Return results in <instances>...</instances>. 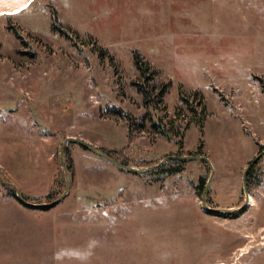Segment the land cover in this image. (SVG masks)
I'll list each match as a JSON object with an SVG mask.
<instances>
[{
  "label": "rangeland",
  "instance_id": "1",
  "mask_svg": "<svg viewBox=\"0 0 264 264\" xmlns=\"http://www.w3.org/2000/svg\"><path fill=\"white\" fill-rule=\"evenodd\" d=\"M51 8L72 39L51 30ZM67 137L138 169L204 155L207 206L235 211L204 210L202 160L155 179L74 142L66 197L24 204L15 190L30 204L65 191ZM263 150L264 0H41L0 18V264H264V154L241 207Z\"/></svg>",
  "mask_w": 264,
  "mask_h": 264
},
{
  "label": "trees",
  "instance_id": "2",
  "mask_svg": "<svg viewBox=\"0 0 264 264\" xmlns=\"http://www.w3.org/2000/svg\"><path fill=\"white\" fill-rule=\"evenodd\" d=\"M51 11V30L53 32H59L61 35L64 34V36L68 39H72L73 36H71L68 31L66 29H64L63 27H61L59 24H58V20H57V17H56V14L54 12V10L51 8L50 9ZM9 25H7V28L13 32V34L16 36L17 39H21L22 40V37L20 36L19 34V29L17 28H14L13 24L12 23H8ZM99 49V56L102 57L104 51L103 50H100ZM133 64L136 68V70L139 72L140 76L145 78L144 80H149V78H151V76H147V73H149V68H148V65L144 62L141 61L140 57L137 55V53H134L133 54ZM153 73V72H151ZM135 86H137V89L139 91V93L142 94L143 96V100L145 102V104H148L152 99L150 98V92H148V90L142 88L140 85L138 86L137 84L133 83ZM166 86L165 85H162L160 87V90L158 91V94L155 98V101H157V99H161L163 98L162 96L164 95V93H166ZM197 93H193V99H196L198 100V105L201 107V112H205V107L204 105L202 104L201 100H200V97L197 98ZM181 97V96H179ZM182 98V97H181ZM127 117H128V120H129V123H128V126H129V132L132 134V132L135 130V122H134V119L132 117V115L130 114H126ZM178 147L181 149V143L178 142ZM82 146V145H81ZM84 149L85 147L82 146ZM64 149V148H63ZM107 155H109L110 157H113L114 159L118 160L119 162L123 163V164H126L125 160L122 158V156L119 155V152H116V151H111V150H105L104 148H101ZM198 150L200 152L201 150V145L198 147ZM115 152V153H114ZM185 161H181V160H174L172 163L173 165L172 166H168L166 168V166H161L155 170H152L150 172H147V173H143L141 175H147V176H152V177H156L155 179H157V176L158 175H161L162 177L163 176H166V175H173V174H178V175H183L185 174L184 172V168H183V164H184ZM67 171H71L72 170V163L71 161L69 160L68 161V164L65 165ZM254 167L255 166H252L248 169V171L246 172V185H247V189L248 191H250L251 188L257 186L259 183H260V178H258V174L254 172ZM69 171V172H70ZM9 188V187H8ZM195 188L197 190L198 193H202L203 189H204V183L203 181H200L199 184L195 185ZM9 190L11 191V188H9ZM12 192V191H11ZM53 196L52 192L47 194L45 196V199H50L51 197ZM25 201L28 199V197H22ZM35 201V200H34Z\"/></svg>",
  "mask_w": 264,
  "mask_h": 264
},
{
  "label": "water",
  "instance_id": "3",
  "mask_svg": "<svg viewBox=\"0 0 264 264\" xmlns=\"http://www.w3.org/2000/svg\"><path fill=\"white\" fill-rule=\"evenodd\" d=\"M69 142H74L77 143L79 145L84 146L85 148H87L88 150H90L91 152H93L95 155L100 156L102 158H104L105 160H107L108 162H110L112 165H114L116 168H118L121 171H125L128 173H134V174H143V173H147L150 172L152 170L157 169L158 167H160L163 163H165L168 159H176V160H182V161H187V160H202L204 162L207 163V165L210 167L211 170V175L209 177V180L207 181V183L205 184L204 187V192L202 194V206L204 208V210L206 211H211V212H215V213H223V214H230L235 210H226L224 209H217V208H210L209 206H207L206 202H205V192L207 190V187L209 186V183L211 182V177L213 174V169L211 167V163L209 162L208 158L204 155H191V156H185V155H180V156H166L165 158H163L158 164L154 165L153 167H146V168H137V167H133L130 165H126V164H122L121 162H119L118 160L114 159L113 157H110L109 155H107L102 149L97 148L91 144H89L88 142L79 139V138H73V137H67L64 139L61 147L59 148L58 154H59V160L61 163V168L64 171V175H65V180H66V189L63 192V194L55 199L54 201H52L51 203H41V204H30L28 203V201L26 202L22 196H20V194L15 190L16 192V196L26 205L29 206H35V207H46V206H54L55 204H58L63 198L66 197V195L69 193V189H70V176H69V172L67 171V169L65 168V164H64V158H63V147L65 145H67V143ZM264 154V150L258 154V156H256L252 161H250V163L247 165L246 169L244 170L243 173V190H244V204L241 206L242 208L244 206H246L249 203V193L247 191V185H246V172L248 171V169L250 167H252L254 165V163L259 159L260 156H262ZM11 187H13L15 189V186L11 184ZM241 208L238 207L239 210Z\"/></svg>",
  "mask_w": 264,
  "mask_h": 264
},
{
  "label": "crops",
  "instance_id": "4",
  "mask_svg": "<svg viewBox=\"0 0 264 264\" xmlns=\"http://www.w3.org/2000/svg\"><path fill=\"white\" fill-rule=\"evenodd\" d=\"M40 1L39 0H0V18L15 19V17H19L22 14V12L25 11L28 7L33 6L34 3L39 4ZM25 5L27 6L25 7Z\"/></svg>",
  "mask_w": 264,
  "mask_h": 264
},
{
  "label": "bare ground",
  "instance_id": "5",
  "mask_svg": "<svg viewBox=\"0 0 264 264\" xmlns=\"http://www.w3.org/2000/svg\"><path fill=\"white\" fill-rule=\"evenodd\" d=\"M249 202L252 203V197H249Z\"/></svg>",
  "mask_w": 264,
  "mask_h": 264
},
{
  "label": "snow or ice",
  "instance_id": "6",
  "mask_svg": "<svg viewBox=\"0 0 264 264\" xmlns=\"http://www.w3.org/2000/svg\"><path fill=\"white\" fill-rule=\"evenodd\" d=\"M27 5H25V7H26Z\"/></svg>",
  "mask_w": 264,
  "mask_h": 264
}]
</instances>
